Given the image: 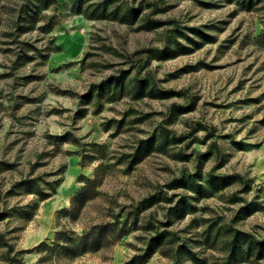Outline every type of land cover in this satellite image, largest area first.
Listing matches in <instances>:
<instances>
[{
	"label": "rangeland",
	"instance_id": "rangeland-1",
	"mask_svg": "<svg viewBox=\"0 0 264 264\" xmlns=\"http://www.w3.org/2000/svg\"><path fill=\"white\" fill-rule=\"evenodd\" d=\"M235 232L264 264V0H0V264H224Z\"/></svg>",
	"mask_w": 264,
	"mask_h": 264
},
{
	"label": "trees",
	"instance_id": "trees-1",
	"mask_svg": "<svg viewBox=\"0 0 264 264\" xmlns=\"http://www.w3.org/2000/svg\"><path fill=\"white\" fill-rule=\"evenodd\" d=\"M104 8V6H101V11ZM134 14H136V10L133 8H126L125 15L129 17L131 21L134 20ZM140 80H135L136 83V89H140ZM212 182L216 185H225L224 181L225 179H234L241 181V176L238 174H233L230 176H215L211 177ZM86 184L82 188V191L78 192L74 196L75 200H80V202H84L87 199L89 184H92L90 181L86 180ZM218 183V184H217ZM136 218L134 214V219ZM129 231V228L127 226V220H123L121 222L115 221L110 222L109 220L107 222H100L98 224H94L90 226L88 229L84 230L81 234L76 235L73 233H66L64 231H56L53 241L51 242V245H47L45 242H41L38 245L34 246L28 251H51L55 253H61L69 258H75L77 256L83 255L85 253H93L97 252L103 248H106L110 246L115 240L121 238L123 235H125ZM238 232H235L229 241L227 242V247L229 249V255L228 258H226L224 264L229 263V261H232L233 259H236V255H241L238 252L240 251V245L238 244L240 242ZM244 237V235H242ZM152 239L155 241L156 245L160 244V240L162 239V235L157 232L154 234ZM250 244V241H248L247 245ZM250 249V248H249ZM252 250V249H251ZM146 257V256H144ZM145 259V258H144ZM141 260L142 261H144Z\"/></svg>",
	"mask_w": 264,
	"mask_h": 264
}]
</instances>
